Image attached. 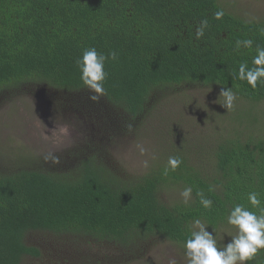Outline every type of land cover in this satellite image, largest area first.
I'll use <instances>...</instances> for the list:
<instances>
[{
	"label": "trees",
	"instance_id": "1",
	"mask_svg": "<svg viewBox=\"0 0 264 264\" xmlns=\"http://www.w3.org/2000/svg\"><path fill=\"white\" fill-rule=\"evenodd\" d=\"M224 6L220 0H0V93L25 86L67 91L70 99L56 100L59 110L69 102L105 119V139L145 127L153 93L179 87L231 88L238 107L255 114L264 102V83L253 88L238 76L239 66L253 67L257 46L264 47V19H247ZM219 10L224 16L217 20ZM248 39L250 48H237V41ZM93 47L118 56L105 64V92L97 101L77 65ZM234 118L255 127L264 123V112L252 122ZM111 135L116 137L106 138ZM165 139L156 140L158 160L140 174L129 171L127 160L117 159L101 138L58 155V163L32 156L16 165L0 160V264H23L27 257L47 264L45 246L28 243L30 235L48 237L49 252H69L79 264L143 260L145 247L165 240L185 254L196 220L215 237L235 227L227 223L235 205L261 214L264 134L237 129L217 144L210 165L181 141L165 151L171 149ZM171 156L182 161L175 170ZM173 186L192 189L187 203L170 199ZM251 192L258 194L259 207L249 202ZM198 193L212 201L211 208L203 207ZM248 264H264V249Z\"/></svg>",
	"mask_w": 264,
	"mask_h": 264
},
{
	"label": "rangeland",
	"instance_id": "2",
	"mask_svg": "<svg viewBox=\"0 0 264 264\" xmlns=\"http://www.w3.org/2000/svg\"><path fill=\"white\" fill-rule=\"evenodd\" d=\"M225 8L234 14L247 19H264V0H220ZM221 89L198 85L177 90L154 92V102L149 106V115L145 127L136 132L111 135L105 139L102 135L109 134L105 128L106 120L91 114L84 109H75L69 104L61 105L58 100L65 98L67 91L47 90L40 87L25 86L0 93V160L9 165H16L32 156L39 163H49L52 157L64 156L70 150L83 148L94 139L101 138L113 155L130 164L129 171L134 174L149 170L158 160L160 142L163 137L172 144L191 148L194 156L210 165L214 159L217 144L236 135V130L248 131L256 135L264 134L263 119L258 126H250L247 122H239L236 118H245L252 122L255 114L261 118L264 112V102L252 108H239L240 100L235 99L231 109L223 107L224 97L219 96ZM71 98V95L67 96ZM51 99L52 102L49 100ZM54 101V102H53ZM51 103V104H49ZM261 124V126H260ZM150 131L147 132V130ZM152 129L158 134H150ZM148 133V134H147ZM181 133V134H179ZM181 135V136H178ZM247 133H240V135ZM160 138L158 143L156 140ZM143 149V151H142ZM130 153H128L127 151ZM47 158V159H46ZM201 161H197L202 164ZM147 162V166H145ZM18 167V166H17ZM183 187L173 186L170 199H183ZM216 234L219 237L216 238ZM215 238L221 245L227 244L238 234L235 227H224L216 232ZM28 243L41 245L46 251L45 262L56 264L53 258L64 261L62 264H79L69 252L61 250V256L53 248L48 249L49 238L30 235ZM43 244V245H42ZM46 244V245H45ZM143 260L129 261L128 264H188V259L180 248L168 240L155 241L148 249ZM90 255V250L85 249ZM54 253V256H52ZM48 256V257H47ZM100 260H104L101 256ZM117 260V259H116ZM34 258H24L23 264H33ZM76 263H75V262ZM88 264H99L91 260ZM69 262V263H68ZM100 264H105L101 262Z\"/></svg>",
	"mask_w": 264,
	"mask_h": 264
},
{
	"label": "clouds",
	"instance_id": "3",
	"mask_svg": "<svg viewBox=\"0 0 264 264\" xmlns=\"http://www.w3.org/2000/svg\"><path fill=\"white\" fill-rule=\"evenodd\" d=\"M214 15L217 20L222 19L224 11L219 10ZM206 26L207 20L202 21L201 27L197 29V38L203 36V28ZM252 43L253 41L250 39L237 41V48L241 44L250 48ZM117 59L115 51L105 55L93 47L85 49L82 58L77 61L83 84L95 93L90 97L93 101H97L105 92L104 81L108 75L105 71L106 62ZM252 65L253 67L250 68L247 64H241L238 78L255 88L258 82L264 83V47L257 46ZM219 96L224 97V102L221 105L231 109L236 99L232 89H221ZM129 127L131 128V126ZM52 160L54 163L59 162L58 157H52ZM181 163L179 158L169 157L168 164L172 170H175ZM145 166H147V162H145ZM167 174L168 169L166 168L164 175ZM191 193L190 187L185 188L182 192L185 203L190 199ZM198 195L203 207L211 208L212 201L205 198L203 193H198ZM248 200L254 207H259L261 204L256 192L249 193ZM260 212L261 214L257 215L256 212L247 209L242 204L235 205L227 216V223L235 226L238 229V234L233 236L227 244L219 247L213 234L199 220H196L194 224L195 229L198 230H193L191 238L187 239L184 244L188 264H248L260 250L264 249V208H261Z\"/></svg>",
	"mask_w": 264,
	"mask_h": 264
}]
</instances>
